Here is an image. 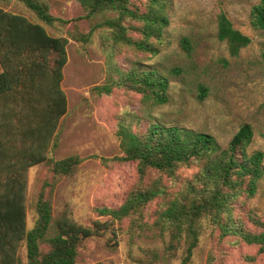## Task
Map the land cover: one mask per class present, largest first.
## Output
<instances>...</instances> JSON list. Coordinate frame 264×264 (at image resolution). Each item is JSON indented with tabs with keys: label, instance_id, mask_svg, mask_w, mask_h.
I'll return each instance as SVG.
<instances>
[{
	"label": "trees",
	"instance_id": "obj_1",
	"mask_svg": "<svg viewBox=\"0 0 264 264\" xmlns=\"http://www.w3.org/2000/svg\"><path fill=\"white\" fill-rule=\"evenodd\" d=\"M18 1L38 20L0 5V264H22L19 250L25 240L28 264H89L78 261L83 241L108 235L107 246L116 248L121 232L137 229L151 232V237L168 233L170 253L176 254L184 247L181 264H190L206 220L221 238L237 235L239 241L258 246L256 256L264 254V220L244 206L256 197L264 178V151H249L255 134L250 123L242 124L223 147L208 132L153 120L141 125L143 118L127 110L116 128L122 154L112 160L134 162L137 183L122 204L96 207L99 218L89 225L78 223L68 210L54 217L52 196L46 193L53 183L45 181L36 203V225L28 228L29 170L50 162L55 175H72L83 158L78 154L50 158L58 144L61 121L68 112L62 83L70 40L52 34L47 25H65L70 20L54 15L44 0ZM74 1L83 12L72 19L75 26L80 19L96 23L86 33L76 30L72 37L85 44L99 32L109 55L108 80L94 86L93 93L109 96L121 89L140 95L143 107L168 103L171 79L184 74L183 67L173 66L168 71L140 64L124 67L115 64L114 59L126 50L147 57L159 54L170 25L173 0ZM249 21L251 28L264 36V0L251 6ZM216 29L231 57H238L253 41L234 25L223 8L216 14ZM180 45L187 55L193 53L189 36H183ZM196 87L198 100H205L210 92L208 85L198 82ZM194 166L197 172L178 186L179 170ZM170 184L177 189H171ZM157 198H163V202L150 223L147 210ZM239 209L255 229L237 216ZM256 256L247 258L255 261ZM128 264L160 263L155 255L152 259L132 257Z\"/></svg>",
	"mask_w": 264,
	"mask_h": 264
},
{
	"label": "rangeland",
	"instance_id": "obj_2",
	"mask_svg": "<svg viewBox=\"0 0 264 264\" xmlns=\"http://www.w3.org/2000/svg\"><path fill=\"white\" fill-rule=\"evenodd\" d=\"M54 15L70 20L65 25L48 26L57 36L68 37L69 61L64 69L62 86L68 97V112L61 121L57 136V146L50 153L51 159H62L73 154L83 158L82 164L72 175L59 176L51 170V163H41L28 173L26 212L28 228L37 222L36 203L44 182L51 194L54 217L64 210L80 224L89 225L99 218L95 210L98 206L118 207L128 192L137 183L134 162L112 160L121 155L116 136L118 119L127 110L135 111L143 119L141 125L150 120L166 126H179L208 132L217 137L223 147H227L233 135L244 123L254 129V139L249 151H264V36L250 26V8L258 0H173L170 25L165 40L160 44L159 54L143 56L126 50L116 56L115 64L130 67L135 64L151 66L168 71L173 66H181L185 73L171 79L170 101L155 107H143L140 95L127 93L121 89L111 95L100 96L92 88L104 84L110 71L109 55L102 46V36L96 32L89 43H83L72 33L78 30L88 32L96 21L72 19L83 14L74 0H44ZM7 10L20 12L33 20L36 15L18 0L0 1ZM223 8L234 25L253 38L238 57H231L224 41L216 34V14ZM183 36H189L194 51L189 56L181 48ZM225 60L228 64H225ZM198 82L210 88L203 101L198 100ZM198 167L179 170L181 181L191 178ZM167 184L170 182L165 180ZM171 189H177L170 184ZM163 198L154 200L147 210V220L153 223L156 209ZM254 210L264 220V178L256 197L244 204ZM237 216L246 221V226L255 229L247 221L246 213L239 209ZM125 227L128 223L124 224ZM151 232L141 233L124 230L118 238V246H107L108 235L96 236L79 246L78 261L94 264H128L132 257L152 259L158 256L160 264H181L184 247L176 254L167 248L169 234L164 236ZM258 246L239 241L237 235L221 238L214 232L208 220L200 243L194 251L190 264H264V254L257 255ZM22 264H28L27 241L19 250ZM256 256L255 261L247 257Z\"/></svg>",
	"mask_w": 264,
	"mask_h": 264
}]
</instances>
